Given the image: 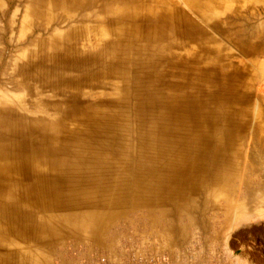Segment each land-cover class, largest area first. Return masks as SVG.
<instances>
[{"label": "bare ground", "instance_id": "bare-ground-1", "mask_svg": "<svg viewBox=\"0 0 264 264\" xmlns=\"http://www.w3.org/2000/svg\"><path fill=\"white\" fill-rule=\"evenodd\" d=\"M36 1L62 7L68 17L94 7L82 0ZM127 2L117 9L121 12H107L106 20L121 33L117 44L81 52L54 38L50 50L33 55L35 63L25 66L28 77L54 89L80 83L104 87L103 80L115 79L113 94L122 93L121 99L94 104L91 94L76 92L56 105L55 121L31 117L24 108L17 115L0 108V247L31 238L36 225H63L66 217L36 222L34 211L62 210L64 198L75 201L68 208L108 206L110 199L136 191L144 199L151 191L148 180L204 178L212 163L227 162L238 126L233 114L223 115V94L208 91L227 80L214 68H193L196 59L175 52L193 40L195 26L172 6L164 18L159 0ZM263 128L260 123L258 130ZM23 225L30 229L16 230Z\"/></svg>", "mask_w": 264, "mask_h": 264}, {"label": "rangeland", "instance_id": "rangeland-1", "mask_svg": "<svg viewBox=\"0 0 264 264\" xmlns=\"http://www.w3.org/2000/svg\"><path fill=\"white\" fill-rule=\"evenodd\" d=\"M36 0H0V101L10 107L25 108L33 111L39 108L54 117L56 105L66 101L70 94L60 95L53 88L44 87L42 83L26 75V65L35 63L33 55L42 57L52 48L54 38L61 37L68 45L77 46L81 52L99 48L103 42L115 38L104 31V26L95 17L101 15V9L83 12L89 16L80 20L81 13L75 11L76 18L69 21L68 15L62 7L47 9L48 6L36 5ZM210 21L190 11L184 0H176L180 8L186 11L191 18L206 30L210 37L206 47L208 52L200 49V42L189 45L190 54L197 55L203 60H216L217 66H228L229 73L241 71L238 102L225 101L223 115L233 114L238 126L237 141L238 178L230 183L229 194H222L212 185L208 191L192 193L185 197L162 196L163 201L156 203L154 208L158 213L151 215V208L140 206L142 196L133 192L126 197L125 205L128 213L103 230L105 236L114 235L111 242H100L96 237L99 231L85 227L79 233L68 230L52 247L42 245L33 246L37 252L47 251L48 263L44 255H39L36 264H74L68 246H86L90 249H113L117 241L119 228L134 226L140 228L159 229L166 239H173V232L169 227L176 225L181 229L182 236L188 242L195 239L208 240L213 231L209 217L223 216L232 209L224 206L228 197H243L239 208L234 210L238 216L244 217V226L241 233L252 234L260 238L264 224V128L258 130L259 124L264 126V0H256L255 8L247 5V0H210ZM207 9V8H205ZM93 17V18H90ZM80 27L86 28L78 32ZM71 31H73L71 33ZM100 31V32H99ZM70 32V33H69ZM252 47L253 53H246V47ZM180 56L187 55L186 50L178 51ZM246 69V70H245ZM29 71L32 70L29 68ZM259 72L260 79L253 80L252 76ZM32 79V80H31ZM117 80L106 81L104 87L84 86L82 91L91 93L89 101L94 104L116 99L112 96ZM244 83V84H243ZM226 88H222L224 93ZM225 95V94H224ZM223 95V97H224ZM121 94L117 99L121 98ZM226 96V95H225ZM216 111L220 108L215 105ZM232 110V111H231ZM231 144V143H230ZM231 151V147H230ZM235 160V161H236ZM196 183V182H195ZM193 183L190 189L193 190ZM127 184L130 185V182ZM203 189V188H202ZM217 191V192H216ZM211 192H215L213 197ZM138 199V200H137ZM133 204V208L130 206ZM101 210L108 208L101 207ZM257 214L255 221H248V216ZM102 234V233H100ZM182 237V239H183ZM36 252V253H37ZM46 255V256H47ZM20 264H31L20 255ZM33 264V263H32Z\"/></svg>", "mask_w": 264, "mask_h": 264}, {"label": "crops", "instance_id": "crops-1", "mask_svg": "<svg viewBox=\"0 0 264 264\" xmlns=\"http://www.w3.org/2000/svg\"><path fill=\"white\" fill-rule=\"evenodd\" d=\"M84 4H87L92 9H85L82 11H78L81 13L80 20H85L89 18V16L84 15L83 12L86 11H92L96 8L101 9V15H98L96 20L103 24L104 26V32L108 35H111L115 39L109 42H103L99 48H94L93 52L102 51L103 48L107 47V44L113 45L118 43V39L121 33H118V28L115 24H109V22L106 20L107 18V12L108 11H116L121 12L120 9L128 4L127 0H118L116 3H111L110 0H82ZM186 5L188 6L190 11L196 12L204 22L208 23L210 21V10L212 7V3L210 0H184ZM255 1L256 0H247L246 4L250 5L251 7L255 8ZM151 4L152 2H147ZM145 3V4H147ZM153 4V3H152ZM154 5V4H153ZM45 6H48L47 9H52L54 7H51L48 3L45 4ZM174 7L176 10L180 11L183 16H186L195 26V35L193 36L192 41H188L186 44V48H181L176 50L175 52L179 55V50H186L187 55L185 57L181 56L182 58H189L190 60L196 59L195 63L190 64L195 69H202V70H211L214 68L216 71L220 72V75L222 76L223 80H227L226 84L223 82H215L213 83L215 85L208 90L211 93L219 94L222 93L226 99H228L231 102H238L239 100V91L242 86L240 80V72L236 71V73H229L228 66H217L216 60H203L201 57L197 55H193L188 53L189 45L193 42H200V49H202L204 52H208L209 48L206 47L207 41L210 40V37L206 33V30L201 27L198 23H196L191 16L184 10H182L179 6V4L176 2V0H159V5L157 8H159L161 11V15L164 16V18H167L169 15V7ZM204 7V8H203ZM207 8V9H205ZM169 9V10H168ZM67 14V13H66ZM121 14V13H119ZM68 15V14H67ZM74 17H68L69 21H73L76 18L75 13L70 14ZM93 18V17H90ZM80 29H86L84 27H80ZM79 29V30H80ZM79 30H77L79 32ZM81 31V30H80ZM100 32V31H99ZM61 38V37H60ZM255 50L252 47L247 46L246 47V53H253ZM166 66V65H165ZM180 66H184L181 65ZM88 68V67H87ZM91 70H98L99 66H90ZM246 70V69H245ZM75 75V74H74ZM226 78V79H224ZM253 80L260 79L259 72L255 76H252ZM107 80H103L104 84L106 85ZM178 81V76H176V79H173V82ZM244 84V83H243ZM89 86L88 84L80 83V85H69L64 84L60 86V89H54L58 94L60 95H66L67 93L70 94V96L73 93L80 92L82 94H85V92L82 91L84 86ZM121 85V84H120ZM122 86V85H121ZM77 87V88H76ZM80 87V88H79ZM90 87H98L97 86H90ZM207 86L203 87V90L205 91V88ZM226 88V91L224 90V93L222 92L221 88ZM99 88V87H98ZM209 88V87H208ZM91 94V93H86ZM122 94V93H120ZM112 96H115V94L112 93ZM116 97V96H115ZM121 99V98H120ZM113 100H117L113 99ZM92 103V102H91ZM7 107L8 109H12L15 111L16 115L21 114V108L16 109L13 107H10L5 102L0 101V108ZM25 109V108H24ZM26 110V109H25ZM27 114H29L31 117L35 116H45L50 121H55L59 119L58 114L56 112L54 113V117H50L47 112L43 110H37V108H34L33 111L26 110ZM71 127H74L75 122L69 121ZM235 135H237L235 133ZM236 138V136H235ZM236 142L238 144L237 138ZM231 147V151L228 154V160L223 165H220L218 163H212L211 164V171L210 175L205 176L204 178H197V179H190V180H180V179H174L170 177L163 176L162 179L159 178V181H153L148 180L146 181L147 186L151 191L146 196V198L139 200L140 206H146L151 208V215H154L158 213V211L154 208L156 203L163 201L162 196L172 197V196H178V197H185L192 193L197 192H203L208 191L212 185H214L218 191H220L222 194H229L225 191L230 190V183L235 181L238 178V175L236 173V166L238 165V152L234 153V149H237L236 144H228ZM236 154L238 156L236 160ZM236 160V161H235ZM48 164H42L41 167H44L45 170L48 172H45L48 175H51L49 173V169L47 168ZM218 167V168H217ZM217 168V169H216ZM130 181H128L129 183ZM200 184L199 186L193 185L194 189L190 191H186L188 188L190 189V185L193 183ZM129 185V184H128ZM127 186V185H126ZM203 188V189H202ZM148 189V188H147ZM184 189V190H183ZM188 189V190H189ZM186 191V192H185ZM217 192V191H216ZM215 192H211L210 195L213 197ZM231 193L229 194V196ZM99 197V195H97ZM126 197H129L132 199H135L133 196L128 195H120L118 197H114V199H110L112 201L111 204L108 206L100 205L98 207H91V206H83L81 205L80 208H68L66 206L69 205V203H75L73 200H68V198H64L62 204L64 205V209L62 210H42L40 208L36 209L34 211V218L36 222L42 221L43 219L50 220V221H58L62 217H66L68 221H65L63 225L54 226L55 224H51V227H40V225L34 226V232L35 235H33L31 238L27 239H17L14 241L13 244H15L16 248L13 247V244H11V241H6L2 244L0 247V258L1 262L3 264H20V255L24 254V258L28 260L31 264L37 263V258L39 255H44L45 261L48 258L47 251L40 250V252H37L33 246L35 245H42L44 248L52 247L57 240L61 238V236L65 235V231L70 234L69 231L73 233H79L81 230L83 231L85 227H93L94 232L99 231L95 238H99L98 240L100 242H111L113 238L115 237L113 234L109 236H105L103 230H106L108 227L112 226L113 223H115L116 220L119 218H123L128 213V208H126L125 205V199ZM39 197H32L31 200L36 199ZM228 201L226 203H223L226 207L225 209L228 210V208L232 209L231 212H226L223 216H210L209 220L212 223L213 231L210 234L209 239L206 241L208 242L207 245L203 249H201L199 252L196 253V255L192 258V261L187 260L186 258H183L179 264H264V230H262V234L260 238L256 237V234L252 232L250 235L249 233H241L243 229L246 227L244 226L246 223L244 222V217L238 216V214L234 213V210L239 208L240 201H244V198H239L238 196H231L228 197ZM138 200V199H137ZM157 206V205H156ZM101 207L108 208L106 210H101ZM133 208V204L130 206ZM257 214H251L248 216V221H255L257 218ZM80 222V223H79ZM16 227V226H15ZM262 229H264V224L262 225ZM4 228V227H3ZM27 226H18L16 227L17 231L22 230H28ZM183 229V228H181ZM181 229L176 226L172 225V227H169V230L173 232V239L172 242L170 239H167L168 242H171L170 244H175L179 242H186L184 237L181 235ZM42 233L46 235L45 241H42L39 239L38 235ZM102 233V234H100ZM183 237V239H182ZM35 244V245H34ZM37 252V253H36ZM47 255V256H46ZM48 263V260H47Z\"/></svg>", "mask_w": 264, "mask_h": 264}, {"label": "built area", "instance_id": "built-area-1", "mask_svg": "<svg viewBox=\"0 0 264 264\" xmlns=\"http://www.w3.org/2000/svg\"><path fill=\"white\" fill-rule=\"evenodd\" d=\"M113 249H90L69 245L74 264H179L192 258L208 244L198 238L170 244L159 229L127 226L117 230Z\"/></svg>", "mask_w": 264, "mask_h": 264}]
</instances>
